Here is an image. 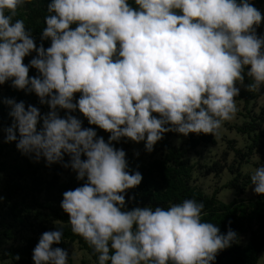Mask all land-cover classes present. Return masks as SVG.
<instances>
[{
	"label": "clouds",
	"instance_id": "obj_1",
	"mask_svg": "<svg viewBox=\"0 0 264 264\" xmlns=\"http://www.w3.org/2000/svg\"><path fill=\"white\" fill-rule=\"evenodd\" d=\"M29 3L0 0V85L10 81L50 110L4 99L12 118L0 128L4 142L83 181L60 206L98 264H215L238 234L204 221L194 199L129 209L128 192L143 176L115 144L144 142L152 153L169 132L217 134L238 111L240 86L264 89V14L251 0H50L37 46L14 19ZM77 112L109 133L107 142ZM250 180L264 196V166ZM62 238L59 228L42 233L34 264H68V251L54 247Z\"/></svg>",
	"mask_w": 264,
	"mask_h": 264
},
{
	"label": "trees",
	"instance_id": "obj_2",
	"mask_svg": "<svg viewBox=\"0 0 264 264\" xmlns=\"http://www.w3.org/2000/svg\"><path fill=\"white\" fill-rule=\"evenodd\" d=\"M261 0H251L259 9ZM50 0H31V3L20 8L14 19H21L28 30L35 37L37 46L41 43V32L45 25V17L49 15L47 4ZM44 46H50V40L44 41ZM25 58V64L35 56ZM37 70L30 69V76H36ZM247 81V79L245 80ZM248 82V81H247ZM12 98L17 102L24 101L37 106L44 113L45 105H40L39 98L34 94L11 87V82L0 85V125L10 126L12 118L9 116L10 108L3 103L4 99ZM250 130L256 124H249ZM260 126V125H259ZM258 126V127H259ZM259 129V128H258ZM261 130V129H259ZM172 132L166 133L159 141V150L165 151L163 157L154 158L147 162L129 160V169L138 170L143 176L142 183L128 192L126 197L127 207L136 206H162L168 207L173 203H181L185 199H194L204 203L202 219L211 222L226 234L229 227L238 234L231 247L221 251L215 264H259L260 253L264 249V196L256 195L255 198L245 200L241 197L250 179L239 185L238 176L240 167L231 172H237L234 180L228 186H238L237 195L230 202L218 199L217 194H205L193 183L194 165L189 159L184 158L186 150L196 149L203 143H215L214 135H190L186 149H181L171 144ZM264 149V132L256 135L250 149ZM157 149V150H158ZM250 151L244 153L241 162ZM86 158V157H83ZM69 157L65 156L67 161ZM45 163V162H44ZM33 162L27 156L7 150L5 145H0V244L12 241L6 249L4 257L13 264H34L32 260L33 249L45 231L63 230L62 243L54 245L67 250L71 243H78L94 257L97 255L78 235L73 234L68 223L69 216L61 208L63 193L82 185L83 181L76 179V174L71 169H65L60 164L47 167L46 163ZM221 168L216 166V171ZM64 175H69L64 178ZM135 196V201L130 198ZM56 222L55 226L52 223ZM248 234V241L241 242V237ZM20 259L17 260L16 256ZM68 264H75L69 262Z\"/></svg>",
	"mask_w": 264,
	"mask_h": 264
},
{
	"label": "rangeland",
	"instance_id": "obj_3",
	"mask_svg": "<svg viewBox=\"0 0 264 264\" xmlns=\"http://www.w3.org/2000/svg\"><path fill=\"white\" fill-rule=\"evenodd\" d=\"M262 14H264V0L260 1V7ZM258 35H264V24L257 29ZM245 83H248L245 81ZM241 87L240 95L235 97L238 111L235 117L228 122L223 123L218 133L214 135L215 143H203L196 149L186 150L184 158L194 165L193 168V181L192 183L205 194L212 195L217 194L218 199L224 202H230L234 198L238 197V186L230 187L228 183L234 180L237 172H231L230 167L234 166L236 170L240 167L241 174L238 176L239 185L242 184L245 179H250L251 174L256 168L264 166V149L259 148L250 149L252 142L256 135H260L264 132V89L257 91H247L244 87ZM79 94H77V99ZM48 106L45 105L44 113L49 111ZM64 111H61V116H64ZM83 120L84 127H94L88 124V121L83 118L82 114L74 113ZM256 124L254 130L249 131V124ZM260 125V126H259ZM259 126V127H258ZM8 126L0 125V128H6ZM261 130H259V129ZM98 136H103L107 142L109 133L96 128ZM5 133L0 131V145H5L7 150L13 153L20 152L16 148L15 142L5 143ZM197 135V134H190ZM189 135V136H190ZM189 136L184 137L181 134L173 133L171 136V144L186 149L189 141ZM159 142L155 145V150L152 153H148L145 150L144 142L139 144L134 142L116 143L115 147L123 148L126 152V159L134 161L147 162L154 158L163 157L165 151L159 150ZM158 149V150H157ZM139 151L140 155L137 157L134 151ZM247 157L241 162V157L244 153H247ZM43 163L45 161H42ZM45 164V163H44ZM216 166L221 168L219 172L216 171ZM69 175H64L66 178ZM254 186L251 184V180L247 183L245 191L241 194V197L245 200H250L256 197L253 191ZM56 222L52 223L55 226ZM248 234L241 237V242L246 243L248 241ZM12 244V241H7L0 244V264H13V262L4 257L6 249ZM67 251L69 253V262L75 264H98V259L94 257L88 250L83 249L78 243H71ZM68 262V263H69ZM259 264H264V249L260 253Z\"/></svg>",
	"mask_w": 264,
	"mask_h": 264
}]
</instances>
